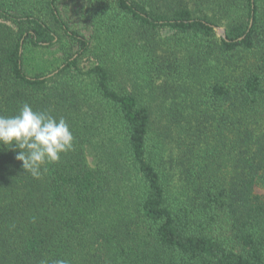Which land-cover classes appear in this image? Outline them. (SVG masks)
I'll use <instances>...</instances> for the list:
<instances>
[{
	"label": "trees",
	"instance_id": "1",
	"mask_svg": "<svg viewBox=\"0 0 264 264\" xmlns=\"http://www.w3.org/2000/svg\"><path fill=\"white\" fill-rule=\"evenodd\" d=\"M25 103L74 148L36 179L0 145V264H264V0H0Z\"/></svg>",
	"mask_w": 264,
	"mask_h": 264
},
{
	"label": "clouds",
	"instance_id": "2",
	"mask_svg": "<svg viewBox=\"0 0 264 264\" xmlns=\"http://www.w3.org/2000/svg\"><path fill=\"white\" fill-rule=\"evenodd\" d=\"M0 145L16 151L15 159L32 177L39 179L46 164L58 163L62 153L72 151L74 136L63 117L56 118L45 111H34L25 103L13 116L0 115ZM40 264H49L41 259ZM52 264H68L64 259Z\"/></svg>",
	"mask_w": 264,
	"mask_h": 264
},
{
	"label": "rangeland",
	"instance_id": "3",
	"mask_svg": "<svg viewBox=\"0 0 264 264\" xmlns=\"http://www.w3.org/2000/svg\"><path fill=\"white\" fill-rule=\"evenodd\" d=\"M223 27H217L216 31L218 35H221ZM222 36V35H221ZM62 48L51 47H35L27 46L23 50V61L25 71L29 75L38 73H47L59 64L61 60ZM261 191V189H259Z\"/></svg>",
	"mask_w": 264,
	"mask_h": 264
},
{
	"label": "water",
	"instance_id": "4",
	"mask_svg": "<svg viewBox=\"0 0 264 264\" xmlns=\"http://www.w3.org/2000/svg\"><path fill=\"white\" fill-rule=\"evenodd\" d=\"M221 35H222L223 37H225V33H224V30H223V29L221 30Z\"/></svg>",
	"mask_w": 264,
	"mask_h": 264
}]
</instances>
